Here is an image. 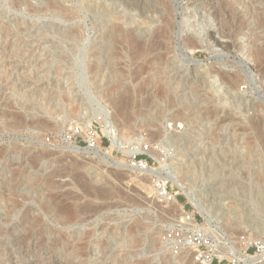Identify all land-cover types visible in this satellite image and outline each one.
Here are the masks:
<instances>
[{
  "label": "rangeland",
  "instance_id": "374dc122",
  "mask_svg": "<svg viewBox=\"0 0 264 264\" xmlns=\"http://www.w3.org/2000/svg\"><path fill=\"white\" fill-rule=\"evenodd\" d=\"M161 165L220 236L264 237V0H0V264H195Z\"/></svg>",
  "mask_w": 264,
  "mask_h": 264
},
{
  "label": "built area",
  "instance_id": "2783aa9c",
  "mask_svg": "<svg viewBox=\"0 0 264 264\" xmlns=\"http://www.w3.org/2000/svg\"><path fill=\"white\" fill-rule=\"evenodd\" d=\"M93 145L92 141L90 146ZM154 186L159 199L166 203L175 201V193L168 189L166 182L156 180ZM180 222V228L169 235L168 240L176 250L184 248V253H188L195 264H244L251 256L264 254V237L252 242L241 235L236 242L230 241L208 229L200 214L197 217L185 210ZM250 248L253 255L249 253Z\"/></svg>",
  "mask_w": 264,
  "mask_h": 264
},
{
  "label": "bare ground",
  "instance_id": "6f19581e",
  "mask_svg": "<svg viewBox=\"0 0 264 264\" xmlns=\"http://www.w3.org/2000/svg\"><path fill=\"white\" fill-rule=\"evenodd\" d=\"M159 1V0H158ZM204 1V0H203ZM15 2V1H14ZM22 2V1H21ZM47 2V1H46ZM53 2H55V1H53ZM56 3H58V2H56ZM165 3V2H164ZM167 3V2H166ZM172 3V2H171ZM210 3V2H209ZM201 4V3H200ZM202 4H204V3H202ZM58 5V4H57ZM126 5V4H125ZM169 5V4H168ZM16 6V5H15ZM154 6V5H153ZM52 7V6H51ZM243 7V6H242ZM16 8V7H15ZM48 8H50V7H48ZM58 8V7H57ZM169 8V7H168ZM167 8V9H168ZM171 8V7H170ZM34 9V8H33ZM64 9V8H63ZM160 9V8H159ZM228 10V9H227ZM226 10V11H227ZM34 11V10H33ZM171 11V10H170ZM195 11V10H194ZM219 11V10H218ZM245 11V10H244ZM61 12H62V10H61ZM65 12V11H64ZM73 12V11H72ZM217 12V11H216ZM228 12V11H227ZM226 12V13H227ZM246 12V11H245ZM167 14V13H166ZM213 14V13H212ZM63 15V14H62ZM209 15V14H208ZM226 15V14H225ZM196 17V14L195 13H193V12H190L188 15H186V16H184V20L186 21V23L187 24H190V22L192 21L191 19L192 18H195ZM210 17V16H209ZM117 18V17H116ZM165 18V16L163 15V19ZM225 18V17H224ZM162 19V20H163ZM121 20V19H120ZM115 22V21H114ZM117 22V21H116ZM124 21H122V23H123ZM117 23H119V22H117ZM170 23V22H169ZM116 24V23H115ZM121 25V24H120ZM173 25V24H172ZM171 25V26H172ZM223 25V24H222ZM116 26V25H115ZM150 26V25H149ZM157 26V25H156ZM155 26V27H156ZM188 26H190V25H188ZM115 28V27H114ZM118 28V27H117ZM154 28V27H153ZM160 28L161 29H157L152 35H153V37L155 38V40L153 39V37H152V35L150 36V37H152V39L154 40V43H155V45L156 46H154V50H156V47L158 46L159 48H161L162 46V43H163V41H162V38L164 39L165 38V36H166V34H167V32H168V28H169V26H168V22L167 23H165V25L164 26H160ZM172 28V27H171ZM233 28V27H232ZM154 29H156V28H154ZM151 30H153V29H151ZM225 30V29H224ZM132 31V30H131ZM256 31V30H255ZM224 32V31H223ZM227 33V32H226ZM155 34V35H154ZM169 34V33H168ZM214 34V33H213ZM186 35V34H185ZM130 37V36H129ZM139 37V36H138ZM230 37V36H229ZM147 38V37H146ZM192 38V37H191ZM131 39V38H130ZM134 39V38H133ZM137 39V38H136ZM188 39V38H187ZM126 40H128V39H126ZM132 40V39H131ZM168 40V39H167ZM191 40H193V38L191 39ZM129 41V40H128ZM186 41V40H185ZM188 41V40H187ZM194 42H195V44L194 45H197L196 47H199V48H206V47H204L203 45H201V44H197V40H193ZM135 42V41H134ZM137 42V41H136ZM139 42H141V40L139 41ZM150 42V41H149ZM149 42H147L150 46H151V44L149 43ZM151 42L153 43V41L151 40ZM168 42V41H167ZM184 42V41H183ZM138 43V42H137ZM143 43V42H142ZM145 43V42H144ZM154 43H153V45H154ZM185 43V42H184ZM217 43V45H221L220 43L221 42H216ZM188 44V43H187ZM146 45V44H145ZM148 45V46H149ZM225 45V44H224ZM223 45V46H224ZM147 46V47H148ZM161 46V47H160ZM189 46H191V45H189ZM153 47V46H152ZM186 47V46H185ZM149 48V47H148ZM164 48V47H163ZM188 48V47H187ZM219 48V47H218ZM140 49V48H139ZM141 49H142V47H141ZM144 49H145V47H144ZM158 49V48H157ZM162 49V48H161ZM165 49V48H164ZM207 49V48H206ZM224 49H225V47H224ZM231 49V48H230ZM149 50H150V48H149ZM136 51V50H135ZM139 51V50H138ZM157 51V50H156ZM140 52V51H139ZM160 52V51H159ZM258 52V51H257ZM141 53V52H140ZM139 53V55H141ZM138 54V53H137ZM145 55V54H144ZM134 56V55H133ZM143 56V55H142ZM137 57V56H136ZM140 57V56H139ZM152 57V56H151ZM253 62V61H252ZM195 66V65H194ZM201 67V66H200ZM257 70V69H256ZM221 71V70H220ZM219 71V72H220ZM223 71V70H222ZM208 72V71H207ZM212 72V71H211ZM258 73V72H257ZM166 74V73H165ZM219 75H220V73H219ZM224 75V74H223ZM222 74H221V76H223ZM220 76V77H221ZM260 76V75H259ZM262 77V76H261ZM222 78V77H221ZM220 78V79H221ZM224 78H225V76H224ZM232 78H233V76H232ZM239 78V77H238ZM171 79V78H170ZM170 79H168L169 81H170ZM226 79V78H225ZM224 79V80H225ZM263 79V78H262ZM219 80V79H218ZM227 80V79H226ZM168 81V82H169ZM168 82H167V80H165L164 82H163V85H167L168 84ZM175 82V81H174ZM228 83H229V81H227ZM233 81H231V83H232ZM220 84V83H219ZM232 85V84H231ZM232 87H233V85H232ZM110 89V88H109ZM162 90V89H161ZM127 93V92H126ZM119 98V97H118ZM126 100H127V98H125ZM124 99V97H120L117 101H113V104L115 105V106H117V109L116 110H118V113H119V115H122V116H124L125 115V112H127L128 110H126V101H124L125 100ZM130 100V99H129ZM251 100V99H250ZM128 102V101H127ZM128 104V103H127ZM113 105V106H114ZM253 105H254V103H253ZM129 108V107H128ZM256 108H257V106H256ZM255 108V109H256ZM256 111V110H255ZM100 113H102V112H100ZM5 114H6V112H5ZM21 115L22 114H20V117L19 116H16V114H15V117H16V119L11 123V125H13V126H28V125H32L33 124V121H32V123L31 122H28V121H25V120H23L22 119V117H21ZM8 116V115H7ZM11 116V115H10ZM248 116V115H247ZM126 118V117H125ZM7 119V118H6ZM10 119H12V118H10ZM37 119V118H36ZM104 119H106V118H104ZM101 120V119H100ZM42 121V120H41ZM108 122V121H107ZM35 123H38L39 124V121L38 122H35ZM8 124V123H7ZM40 124H41V122H40ZM37 125V124H36ZM9 126H10V124H9ZM12 127V126H11ZM15 127V128H16ZM88 127V126H87ZM87 132V128L85 129L84 128V131L82 130V133L81 134H85ZM114 132V131H113ZM113 135H114V133H113ZM108 136L109 137H111L112 136V130H109L108 131ZM152 136V135H151ZM112 146H113V144H111ZM117 145V144H116ZM119 145V144H118ZM128 151V150H127ZM41 154H42V152H41ZM49 155V154H48ZM39 156H40V154H39ZM38 156V157H39ZM42 156H43V154H42ZM41 157V156H40ZM31 161V160H30ZM60 161V160H59ZM165 169L166 168H164V166L163 165H161V169L159 170V169H149V170H147V173L149 174V175H154V176H156L157 177V180L159 179V180H165V181H170L173 185H175L176 187H177V189L186 197V199L192 204V206L194 207V209H195V211L198 213V214H200L201 216H202V218L204 219V221H205V223L208 225V229H211L210 228V226H212V227H214L213 225V223L216 221V217H215V215H214V213L212 212V210H211V204H209V203H205V201L204 200H202V198L201 197H199V195H197L195 192H194V190H193V188L191 187V186H188L186 183H182L179 179V177H177V174L175 173H169V172H166L165 174L166 175H162V173L163 172H165ZM70 171V170H69ZM146 172V171H145ZM64 175V174H63ZM62 176V175H61ZM164 181V182H165ZM53 195V194H52ZM63 208V207H62ZM66 209V208H65ZM61 210V209H60ZM181 210H182V208L181 207H179V211H180V213H182L181 212ZM63 211V210H62ZM73 211V210H72ZM68 211H66V213H59L58 214V216H60V220H63V222H65V221H67V220H69V218L71 219V217L73 216V214H72V216L69 214V212L67 213ZM56 214V213H55ZM70 216V217H69ZM72 219H74V218H72ZM69 222V221H68ZM66 224V223H65ZM212 231L214 232V233H216L217 231H215V229L213 228L212 229ZM29 234V233H28ZM216 234H218V233H216ZM68 246V245H67ZM264 259V254L263 255H261V256H251L250 257V259H248L247 261H246V263H257V262H260V261H262Z\"/></svg>",
  "mask_w": 264,
  "mask_h": 264
},
{
  "label": "water",
  "instance_id": "95a60500",
  "mask_svg": "<svg viewBox=\"0 0 264 264\" xmlns=\"http://www.w3.org/2000/svg\"><path fill=\"white\" fill-rule=\"evenodd\" d=\"M91 146L87 147V148H90Z\"/></svg>",
  "mask_w": 264,
  "mask_h": 264
}]
</instances>
